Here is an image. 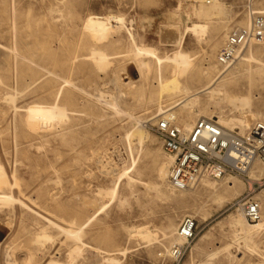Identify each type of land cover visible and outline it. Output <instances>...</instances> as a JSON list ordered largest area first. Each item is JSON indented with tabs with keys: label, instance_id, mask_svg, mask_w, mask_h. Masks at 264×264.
I'll return each instance as SVG.
<instances>
[{
	"label": "rangeland",
	"instance_id": "rangeland-1",
	"mask_svg": "<svg viewBox=\"0 0 264 264\" xmlns=\"http://www.w3.org/2000/svg\"><path fill=\"white\" fill-rule=\"evenodd\" d=\"M200 5L203 2L196 0H0V163L12 184L11 188L6 187L7 192L11 190L16 200L0 211V264H48L51 261L54 264H178L166 251L173 246L176 230L167 236L163 234L168 232L166 226L170 219L178 230L185 216L199 225V234L179 264L260 262L259 257L250 256L243 247H237L232 229L224 222L230 216H237V210L242 212L239 202L248 193L260 202V218L264 219V176L253 184L247 177L238 176H226L217 181L204 179L215 188H223L227 180L235 185L222 193V200L214 191L204 190L203 181L191 191H172L168 175L161 181L158 177L162 165H166L168 171L171 165L161 141L150 130L154 120L143 123L150 134L148 148L130 146L125 137L137 119L151 118L157 108L134 105L131 95L118 99L119 88L116 87L128 89L125 84L131 67L128 64L135 63L132 56H128L131 43L127 29L112 31L111 38L105 41L110 57L101 65L84 57L89 54L84 46L86 42L81 43V37L71 33L76 26L84 32L82 25L90 17L103 21L124 16V24L133 30L137 44L156 48L161 55L169 56L178 45H162L160 39L176 42L184 34L182 47L190 66H217V70L222 71L217 61L226 38L247 27L252 11H264V0H220L224 12L207 20L198 14ZM56 20L63 26L54 27ZM193 23L206 26L205 33H186ZM56 34H61L64 47L69 48L73 58L67 62L66 88L71 92V106L77 111L76 123L80 125L64 140L62 134L52 137L41 153L34 142L38 123L33 118L31 90L19 84L16 70L29 79L31 44L36 39L40 43L55 41ZM218 39L221 44L215 49ZM250 47L264 61V43L253 42ZM251 66L255 67L256 63ZM242 68L238 64L228 75L227 91L222 98L201 95L209 107L204 112L205 117L200 118H248L253 114L257 121H264V73L257 69L247 71L248 66ZM154 76L152 72L147 82L156 87ZM112 80L118 86H111ZM99 93L104 95L102 100ZM243 96L251 100L250 107L240 104ZM108 103L117 104L121 113L116 114ZM99 108L105 114L103 117ZM134 157L143 173L141 178L157 188L152 192L145 183L128 185L122 181L118 199L107 203L109 199L101 197L99 191L112 188L121 170L128 167ZM257 164L264 166L261 162ZM105 203L107 208L103 210ZM94 214L95 219L84 229L79 242L62 231H78ZM145 227L152 234L156 231L151 241L149 236L140 235V238L135 233ZM43 230L48 241L37 242ZM203 234H208L209 240L201 252L192 255ZM255 242L264 255V235L255 238ZM75 248L80 250L78 255L77 250L74 254Z\"/></svg>",
	"mask_w": 264,
	"mask_h": 264
},
{
	"label": "bare ground",
	"instance_id": "bare-ground-1",
	"mask_svg": "<svg viewBox=\"0 0 264 264\" xmlns=\"http://www.w3.org/2000/svg\"><path fill=\"white\" fill-rule=\"evenodd\" d=\"M196 1L200 3L203 2V0H196ZM199 8L201 10L199 9L198 14L201 17V19L203 18V20L204 17L206 18V20L207 18L210 17L216 18L218 17L217 14L224 12V9L220 5V0H212L208 3L205 2L203 3V5H200ZM194 10L195 9H193V11ZM60 11L61 13L63 12V10L61 9ZM194 12L196 14V10ZM254 12L257 14H264V11H254ZM195 14L193 16L196 17ZM61 15L62 14H60V17ZM122 17L124 18V16ZM122 17L115 16L108 19H104L103 21H100L96 17H90L87 21H84L82 25L83 26L82 29L84 32H81V30L77 29L78 27L76 26L71 33L73 36L77 35L78 37H81L80 38L81 43L86 42L84 46L85 45L87 46L89 50V54L83 56L88 57L86 59L90 58L95 63L101 65L103 63H107L110 57L108 53L109 48L105 44V41L111 38V36L113 35L112 31L114 29L116 30L127 29V32L129 34V40L131 43V49L128 52L129 54L128 56H130V58L132 56L131 60L133 59L135 63L129 61L130 63L128 64L129 66H131L129 73L127 74V76H125V79L128 80V83H125L128 84L127 86L128 89L125 90L123 87L118 86L116 84L118 86L116 88H119L117 91L118 99H124L125 97L131 95L133 96L132 99L134 101V105L139 104L140 106H144V107L154 105L157 107L155 113L151 115L152 116L151 118L146 117L144 121L143 119H137L136 123L133 125V129L127 131L125 137L130 146H133L135 144L140 146L142 150L150 146L151 144L150 134L145 129L143 123L153 121L157 116H163L164 119L169 120L171 123L178 125L184 128L185 130H191L195 126L194 122L197 121L196 119L198 118L200 119V117H205L204 112L209 107L208 102L205 103L204 101H202L201 95L207 94L210 96L209 98L212 99L222 98L225 95L228 87L226 83L227 77L234 70V68L238 66V64H240L241 68L242 66H248V68H246L247 71L257 69L258 71H261V73H264V61L258 58L256 52L252 50V48L250 47L252 43L250 44V46L242 50V52L237 57L238 61L236 62V65H234L231 69H224V70L222 69V71H218L217 66H213L209 68L196 67L192 65L190 66L187 62V52H185L182 47V44L184 42V34H181L176 42L160 39L162 45H174V44L178 45V48L174 50L172 55L169 56L168 54L161 55L158 49L156 48L154 49L152 47H148L143 44H137L133 30L125 26L124 19ZM188 17L190 19V15ZM57 21L58 20L54 22V27H62L63 24H58ZM193 25L194 26L188 28V30L186 29L187 30L186 33L192 32L200 35L201 33H205L204 31L207 29L206 26H204L203 24L193 23ZM247 27H248V23H247ZM199 35H197L198 39H200ZM32 36L34 37L35 34H33ZM64 43L65 41L62 40L61 34H56L55 41L51 39L50 42L40 43L36 39L31 44L30 46L31 48L29 49L30 50L29 52L30 68L28 72L29 79H26L25 76L22 74L20 75L19 71L16 70L17 81L19 82V84L24 85V87L30 88L31 90V97L33 99L32 109H34L33 118L38 123L37 125L38 131H36L34 135V142H35V148L39 152H41L43 149H45V147H47L46 143H51L52 137L58 138L59 134H62L61 137L62 140H64L65 136L68 135L69 132L74 131V129L78 128V126L80 125V123H76V121L79 120V118L76 119L75 117L77 111L73 109L71 106L72 103L71 92L69 89L66 88V84L68 83L66 76L67 62L72 60L73 58H71V55L68 50L69 48L65 49ZM260 43H264V42H260ZM220 44H221V40L220 39L216 40V42L214 43V48L217 49ZM253 62L256 63L255 67L251 66V63ZM152 72L155 73L153 80L155 81L154 84L156 85V87L151 86V84L147 82ZM136 77H138L139 79L134 81L133 78ZM137 81L140 82L137 83ZM202 81H205V83H202ZM113 84L115 85V83L113 82L111 86ZM100 94L101 93H99V97L102 95ZM103 96L100 97L101 100ZM94 97L96 98L98 96L95 95ZM250 103L251 100L249 99L248 96H243L240 98V104L243 107L246 108L250 107L251 105ZM108 105L109 107L112 108V110L116 111V114H119L120 111H118L117 104L108 103ZM99 110L101 111V108H99ZM102 111H101V117L105 115L104 112ZM218 118H219L218 123L223 125L226 129L229 130L240 129L241 131L247 130L248 128L251 127L252 123L257 121L256 115L253 114L252 115L250 114V117L248 118L245 117L239 118V116L235 118H227V117L219 116ZM261 121H263V119ZM44 138L47 139L44 140ZM167 156L170 161L169 165H171L172 159L171 157H169L168 154ZM257 163L258 162L256 161L253 164V166L247 172V176H246L248 178V182L252 184L257 180H260V178L264 176V166H259ZM142 175L143 173H141L139 170L138 159L134 157L133 161L128 165V167L121 170L113 187L107 189H101L99 191V195L101 197L108 198L109 200L107 203L115 202L119 197V190H120L119 183L122 181H126L128 185L136 184L138 182L145 183V185L148 186V187L146 186L147 189L149 190L151 189V191L152 190L155 191V188H157L156 185H154L151 182H145L141 178ZM167 175H168V167L166 165H162L158 169V177L160 178V181L165 180L167 178ZM224 183L225 186L223 188H218V187L215 188L214 185L206 181L202 182L204 186V190L214 191V193H216L219 200L223 199L222 193L228 192V190L233 189L235 187V185L229 180L225 181ZM11 186L12 184L9 181L7 171L6 169H4V166L0 163V211L4 206L12 205L16 201L11 190L10 192H7L6 187L11 188ZM169 186L170 189L174 192L180 191V190L178 191L175 190L174 188H172L171 185ZM180 192H187V191H180ZM106 208L107 205L105 203L102 209L105 210ZM260 210L262 209L260 208ZM237 211H239V214L237 216H230L224 222L227 223L229 227L232 229L234 235V243L237 245V247L238 246L240 248L243 247L250 256L259 257L261 260H259L260 262L258 264H264V255L262 253V250L257 246L255 242V238L264 235V219L262 220L260 218L259 223H257V225H252L250 222L246 221L243 212H241L240 209ZM95 215L96 214L89 217L81 225L80 229L76 232H72L64 229H62V231L66 233L68 236L72 237L74 240L79 242L82 232L95 219ZM49 225L54 227L56 226L51 222H49ZM176 227L177 224H175L174 220L170 219L167 222V226H166V230L168 232L164 231L163 234L164 236H167L168 233L173 234L176 230L175 233L176 237L174 239V242L172 243L173 246L171 248L166 249L167 254L171 255L172 257H173L174 247L183 245L185 242V240L182 237L178 236ZM155 232L156 231H154V233ZM135 233L138 234L139 237L140 235H142L141 236L142 238L149 236L150 241L152 235L154 234V233L152 234L150 229L147 227L142 229L138 228ZM37 238L36 240L38 242V240L40 241L41 239H44V241H46L49 237L46 233V230H43L41 235ZM154 239L156 241V236L154 237ZM208 240H209V235L203 234L199 242V245H197L192 250L191 252L192 255L194 253L201 252ZM1 246L2 244H0V247ZM230 247L231 246L229 245L228 248ZM79 251L78 248L77 249L75 248L74 254L76 252L78 255ZM48 264H54V263L51 261ZM247 264H254V263L248 262Z\"/></svg>",
	"mask_w": 264,
	"mask_h": 264
},
{
	"label": "built area",
	"instance_id": "built-area-1",
	"mask_svg": "<svg viewBox=\"0 0 264 264\" xmlns=\"http://www.w3.org/2000/svg\"><path fill=\"white\" fill-rule=\"evenodd\" d=\"M212 0H203V3ZM253 42H264V14L252 11L248 27L231 34L218 55V64L231 69L238 55ZM191 130L174 125L163 116H157L150 130L159 138L172 162L168 184L175 190L195 189L203 179L217 181L225 176L245 178L257 162L264 163V121H255L245 131L229 130L214 118H200ZM248 193L239 202L247 222L260 220V202ZM199 225L189 216L179 222L178 236L185 242L175 246L173 257L179 264L198 237Z\"/></svg>",
	"mask_w": 264,
	"mask_h": 264
}]
</instances>
